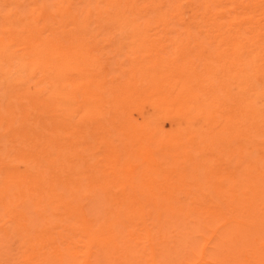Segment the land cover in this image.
<instances>
[{
	"label": "rangeland",
	"instance_id": "rangeland-1",
	"mask_svg": "<svg viewBox=\"0 0 264 264\" xmlns=\"http://www.w3.org/2000/svg\"><path fill=\"white\" fill-rule=\"evenodd\" d=\"M0 57V264H264V0H0Z\"/></svg>",
	"mask_w": 264,
	"mask_h": 264
},
{
	"label": "bare ground",
	"instance_id": "bare-ground-1",
	"mask_svg": "<svg viewBox=\"0 0 264 264\" xmlns=\"http://www.w3.org/2000/svg\"><path fill=\"white\" fill-rule=\"evenodd\" d=\"M198 6V5H197ZM196 7V6H195ZM187 27V26H186ZM11 56V55H10ZM1 58V57H0ZM1 60V59H0ZM18 61V60H17ZM157 61V60H156ZM5 62V61H4ZM16 64H14V66H15ZM162 65V64H161ZM160 65V66H161ZM51 67V66H50ZM19 71V70H18ZM49 73V72H48ZM12 74V73H11ZM52 74V73H51ZM14 75V74H13ZM12 78V77H11ZM175 79V78H174ZM47 83V82H46ZM43 84V83H42ZM208 84V83H207ZM53 86V85H52ZM51 86V87H52ZM42 87V86H41ZM42 103V102H41ZM60 106V105H59ZM224 106V105H223ZM109 111V110H108ZM56 113V112H55ZM37 153V152H36ZM44 160V159H43ZM231 203V202H230ZM227 204V203H226ZM93 213V212H92ZM81 219V218H80ZM83 221V220H82ZM23 234V233H22ZM1 236V235H0ZM11 249V248H10ZM45 260V259H44Z\"/></svg>",
	"mask_w": 264,
	"mask_h": 264
}]
</instances>
